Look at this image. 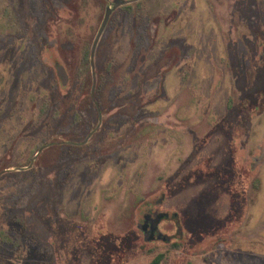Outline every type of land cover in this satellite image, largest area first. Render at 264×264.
I'll use <instances>...</instances> for the list:
<instances>
[{
	"label": "rangeland",
	"instance_id": "rangeland-1",
	"mask_svg": "<svg viewBox=\"0 0 264 264\" xmlns=\"http://www.w3.org/2000/svg\"><path fill=\"white\" fill-rule=\"evenodd\" d=\"M126 1L0 0V264H264V0Z\"/></svg>",
	"mask_w": 264,
	"mask_h": 264
},
{
	"label": "water",
	"instance_id": "water-1",
	"mask_svg": "<svg viewBox=\"0 0 264 264\" xmlns=\"http://www.w3.org/2000/svg\"><path fill=\"white\" fill-rule=\"evenodd\" d=\"M131 2H132V1H126V0H114V2H113V6H112V7H108L107 12H106V15H105V18H104V20H103V22H102V25H101V27H100V30H99V32H98V34H97V37H96L95 42H94L93 47H92L91 65H92L93 67H94V65H95V63H94V56H95V51H96L97 45H98V43H99V40H100V38H101V36H102V34H103V32H104V30H105V28H106L108 22H109V19H110L111 14L113 13V11H114L115 9L119 8L120 6H124V5H126V4H129V3H131ZM93 99H94V97H93ZM97 107L99 108L98 105H97ZM100 117H101V114H100ZM94 132H95V131H93V132L89 135V138L93 135ZM82 144H83V143H82Z\"/></svg>",
	"mask_w": 264,
	"mask_h": 264
},
{
	"label": "flooded vegetation",
	"instance_id": "flooded-vegetation-1",
	"mask_svg": "<svg viewBox=\"0 0 264 264\" xmlns=\"http://www.w3.org/2000/svg\"><path fill=\"white\" fill-rule=\"evenodd\" d=\"M55 31H56L55 28L54 29L53 28H50L49 31L46 32V34H47L48 37H51L52 38L54 35L55 36L57 35V32H55ZM161 222H160V224H161ZM160 224L157 225V231L155 232V236H157V233H158V236H159L158 229H159Z\"/></svg>",
	"mask_w": 264,
	"mask_h": 264
},
{
	"label": "trees",
	"instance_id": "trees-1",
	"mask_svg": "<svg viewBox=\"0 0 264 264\" xmlns=\"http://www.w3.org/2000/svg\"><path fill=\"white\" fill-rule=\"evenodd\" d=\"M163 255H158L153 261L151 264H160L163 260Z\"/></svg>",
	"mask_w": 264,
	"mask_h": 264
}]
</instances>
